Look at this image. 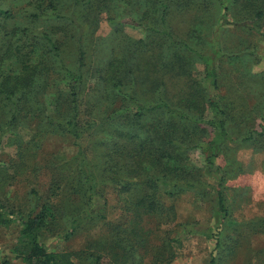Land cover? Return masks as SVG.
I'll return each mask as SVG.
<instances>
[{
	"label": "rangeland",
	"instance_id": "rangeland-1",
	"mask_svg": "<svg viewBox=\"0 0 264 264\" xmlns=\"http://www.w3.org/2000/svg\"><path fill=\"white\" fill-rule=\"evenodd\" d=\"M51 1L42 0V9L48 10ZM57 5L62 16L33 19L38 12L33 0H0L13 13L5 22L11 35L24 26L39 36L48 33L72 68L84 49L80 115L94 123L83 136L81 155L71 136L40 120L45 111L65 109L56 100L65 91L57 92L52 84L36 100L38 107L28 100L20 123L0 138V210L26 217L50 204L53 216L41 230V241L48 250L69 254L71 264H264V16L252 15L264 8V0H81L77 7L73 0H58ZM193 50L214 55L217 88L205 81L202 61ZM36 57L33 62L47 66V76L52 61L60 62L43 49ZM116 73L123 88L109 78ZM191 85L205 95L217 94L227 113L234 141L215 158L224 176L227 212H216L222 173L210 169L201 147H193L190 161L197 170L189 174L197 186H173L174 196H164L168 186L159 180L164 217L137 214L139 195L154 192L145 179L155 178L159 169L147 170L151 165L144 163L135 170L124 149L121 159L130 164L123 165L119 180L113 179L117 175L105 171V147L113 145L115 130L129 132L131 124L106 118L120 106L122 115L131 109L132 92L143 102L163 96L176 104L188 96ZM206 112L211 115L210 109ZM162 119L153 115L141 125L147 129L151 121L154 127ZM183 128L197 131L200 143L210 139L205 123ZM127 137H120L123 148L135 143ZM83 156L98 177L93 206L88 204V185H80ZM21 222L0 223V264H35L19 253L24 248Z\"/></svg>",
	"mask_w": 264,
	"mask_h": 264
},
{
	"label": "trees",
	"instance_id": "trees-1",
	"mask_svg": "<svg viewBox=\"0 0 264 264\" xmlns=\"http://www.w3.org/2000/svg\"><path fill=\"white\" fill-rule=\"evenodd\" d=\"M57 2L58 0L51 1L48 11L42 9V0H33L38 12L33 13L32 18L40 19L47 15L62 16L59 13L60 7L57 5ZM73 2L75 7H77L81 0H73ZM250 3L255 2L250 1ZM40 9L42 10L40 11ZM252 15L254 19L261 18L264 16V8L258 7ZM12 17L13 13L11 10L0 6V42H2L0 46V138L6 132L14 131V128L20 123L21 112L24 108H28V100L33 103V107H38L39 105H37L36 100L39 101L40 95H45L49 91L50 85L53 84V86H57V92L58 90H62L61 92L65 91L63 93L65 94L64 98L63 96L60 98V95L56 98L57 101L60 100L64 103L63 107L65 109L54 112L45 111L43 115H40V120L45 118L48 124L57 127L60 131L71 136L75 144L79 146V154L83 155L81 141L90 125L94 123L80 115V92L85 81L84 49L80 48L78 64L72 68L61 59L59 46L48 33L39 36L33 34L30 27L27 26L20 28L15 36L7 32L5 22ZM25 38L26 41L24 40ZM42 42H44L43 48ZM171 42L189 47V45L181 40L176 41L171 39ZM39 49L46 50L48 55L52 53L53 57L58 58L60 61L57 63L53 60L51 64L49 59L48 65L51 64V66H48V68L50 67L48 76L45 74V70H48L47 66H40L32 60L36 57ZM193 51L198 54V57L202 61V74L205 81L210 83L213 88H217L218 69L214 55L204 54L197 50ZM41 57L45 58L46 53H42ZM36 58H40V55ZM59 64L60 67H58ZM117 75L116 73L109 78H116ZM50 76L53 78L50 79ZM114 84L117 88H123V82L120 78H116ZM132 87L130 86V89L134 91ZM202 90L201 87L189 86L188 96H182L176 104L173 101L171 103L163 96L154 103L143 102L138 100L132 92L129 99L133 107L126 109L125 114L122 115L123 109L120 106L116 108L119 109L118 111H112L111 115L106 118L107 120L118 118L119 122L126 121L128 124H131L129 132H121L119 130L120 133H124V136H119L118 129L115 130L117 133L111 137L113 145L108 148L105 147V171L107 170L110 174L117 175L113 179H120L118 175L121 173L125 163L126 165L131 163V167L135 170L137 166L141 168L144 163L151 165L147 170L152 168V166L159 169L158 175L155 178L147 175L145 179V183L149 185V188L152 189L153 187L154 192H146L139 195L141 198L136 200L135 205L137 214H140L142 211L156 215L163 214L162 216L164 217L166 209L163 203H161L160 195L158 194L159 180L162 181L163 185L168 186L164 191V196L170 193L174 196L173 186L189 188L197 186L196 180L191 177L193 173L189 174V171L193 172L197 170V168L192 166L190 161L189 150L193 147H201L210 169L222 173L219 176L216 212H227L226 196L223 188H221L223 187L224 176L222 168L216 163L215 158L220 154L221 149L229 141H234V139L227 125V113L220 104L217 94L210 93L205 95L207 92L203 93ZM130 102L124 105L129 106ZM207 109H210V116L207 115ZM30 110L33 111L34 109L30 108ZM197 110H200L199 113L196 112ZM153 115L162 116V121L158 122L154 127L151 126V121L150 126L147 129H143L144 126L141 124L146 125ZM201 123H205L207 129L210 131V139L207 144L199 142V135L198 138L194 137L197 131H188L186 128L181 129L182 124L187 126L188 124L196 125ZM165 125H167L168 130L164 129ZM170 127L173 129H170ZM177 128H180V130H175ZM162 130H164V133H162ZM252 132L253 134L255 133V131ZM127 136L135 142L133 147L131 145V148H123L121 146L120 137L126 138ZM159 139H161V142L158 141ZM245 140L247 139L244 138L243 141ZM215 145H217L216 150H213ZM124 149H128L127 154L129 156L127 157L132 159L130 163L129 159H121L125 154ZM83 158L84 160L79 165L80 185L81 182L82 185H88V189L91 191L88 204L89 206H93V197L96 194L94 190L98 187V177L94 176V172L89 167L87 160H85V156ZM191 167L193 170H191ZM14 214L15 212L6 213L0 210V223L8 225L17 219H21V236L26 250L23 248L19 253L24 259L35 264H71L69 254L48 250L41 241V230L47 226L48 218L53 216L50 204H43L39 212L35 214L31 213L26 217H16L13 216ZM77 218L79 219V216ZM78 219L74 220L72 224L74 227H77L76 223L79 222Z\"/></svg>",
	"mask_w": 264,
	"mask_h": 264
},
{
	"label": "built area",
	"instance_id": "built-area-1",
	"mask_svg": "<svg viewBox=\"0 0 264 264\" xmlns=\"http://www.w3.org/2000/svg\"><path fill=\"white\" fill-rule=\"evenodd\" d=\"M0 256H1V249H0Z\"/></svg>",
	"mask_w": 264,
	"mask_h": 264
}]
</instances>
